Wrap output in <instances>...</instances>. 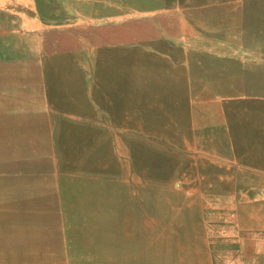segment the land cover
Segmentation results:
<instances>
[{
    "label": "rangeland",
    "instance_id": "374dc122",
    "mask_svg": "<svg viewBox=\"0 0 264 264\" xmlns=\"http://www.w3.org/2000/svg\"><path fill=\"white\" fill-rule=\"evenodd\" d=\"M140 1L0 0V264H122L134 255L136 264H165L164 252L154 249L158 232H147L151 227L142 220L184 216L183 202L170 207L181 195L179 182L171 185L175 196L166 193L168 186L150 183L153 147L114 143L113 134L126 130L105 135L92 129L110 116L109 107L116 110L110 96L136 43L145 50L139 72L147 74L185 72L166 64L173 49L172 57L190 52L264 63L262 49L229 48L237 34L245 43L247 33L253 44L264 41L258 34L264 32V0L199 2L217 11L224 40L211 34L208 19L191 14V6L149 0L138 8ZM247 6L258 13L249 24ZM158 48L168 52L160 55ZM50 114L57 116L48 122ZM125 233L135 240L127 251Z\"/></svg>",
    "mask_w": 264,
    "mask_h": 264
},
{
    "label": "crops",
    "instance_id": "0c3cea01",
    "mask_svg": "<svg viewBox=\"0 0 264 264\" xmlns=\"http://www.w3.org/2000/svg\"><path fill=\"white\" fill-rule=\"evenodd\" d=\"M145 1L149 2L141 0L136 6L147 7L151 3ZM203 1L178 0V3L191 6L194 17L208 19L204 22L214 27L211 34L224 40L223 23L215 15L217 11L211 12L208 5L201 8L199 2ZM247 7L249 24L258 13ZM249 34L252 33H247V43L242 42L243 34L229 39V48L264 50V41L253 44ZM143 47V43H136L130 50L133 54L126 53L123 57L125 65L121 66L127 73L119 74L121 85L110 96L119 111H111L109 107V118L104 115L99 125L92 122L97 128L92 130L103 129L105 135L111 128L126 130L113 134L114 143L130 140L129 145L153 147L147 167L155 179L151 178L150 183L164 184L168 186L167 194L176 195L171 185L179 182L176 189L181 190L182 196L173 198L170 207L177 209V204L183 202V217L140 219L151 229L157 227L147 231L158 232L152 234L157 237L154 249L164 252L161 254L166 257L165 264H185L186 260L190 264H264V63L249 65L231 56L190 52L172 57L175 49L172 54L158 48L159 54L169 53H165L167 65L187 70L167 69V73H158L152 69L147 74L139 72L141 66L137 63L139 58H145ZM143 81L146 86L141 84ZM128 82L135 84L131 86ZM177 82L183 83L182 86L176 85ZM224 98L230 99L225 103L217 101ZM51 116L57 115L50 114L48 122ZM144 129L153 132L145 134ZM120 226L121 233L124 225ZM128 236L121 234L124 251L130 249L131 242L135 243ZM137 257L134 255L132 261L122 264H136V260L139 263Z\"/></svg>",
    "mask_w": 264,
    "mask_h": 264
},
{
    "label": "bare ground",
    "instance_id": "6f19581e",
    "mask_svg": "<svg viewBox=\"0 0 264 264\" xmlns=\"http://www.w3.org/2000/svg\"><path fill=\"white\" fill-rule=\"evenodd\" d=\"M206 128V127H205ZM83 181H85V180H83ZM85 184V183H84ZM96 184H94V186H95ZM124 243V242H123ZM8 248H10V247H8ZM134 264V263H133Z\"/></svg>",
    "mask_w": 264,
    "mask_h": 264
}]
</instances>
